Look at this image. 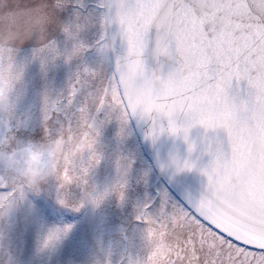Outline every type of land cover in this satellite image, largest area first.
Returning <instances> with one entry per match:
<instances>
[{
    "label": "snow or ice",
    "instance_id": "snow-or-ice-1",
    "mask_svg": "<svg viewBox=\"0 0 264 264\" xmlns=\"http://www.w3.org/2000/svg\"><path fill=\"white\" fill-rule=\"evenodd\" d=\"M0 264H264V0H0Z\"/></svg>",
    "mask_w": 264,
    "mask_h": 264
}]
</instances>
